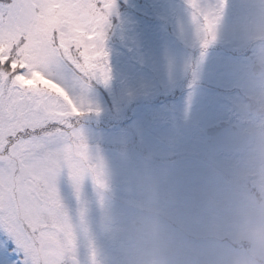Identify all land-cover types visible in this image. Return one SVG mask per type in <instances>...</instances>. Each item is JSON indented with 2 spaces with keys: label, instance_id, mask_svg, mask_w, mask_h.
I'll return each instance as SVG.
<instances>
[{
  "label": "rangeland",
  "instance_id": "374dc122",
  "mask_svg": "<svg viewBox=\"0 0 264 264\" xmlns=\"http://www.w3.org/2000/svg\"><path fill=\"white\" fill-rule=\"evenodd\" d=\"M117 3L106 40L111 80L93 95L104 111L85 120L94 145L88 168L79 191L66 170L57 181L77 260L138 264L152 235L157 247L175 243L172 264H232L248 250L234 226L259 179L233 174L234 101L247 99L244 72L261 63L258 38L241 31L255 0H197L219 15L207 48L188 0ZM221 119L229 126L208 135ZM104 130L118 134L105 141Z\"/></svg>",
  "mask_w": 264,
  "mask_h": 264
},
{
  "label": "snow or ice",
  "instance_id": "6c2138e0",
  "mask_svg": "<svg viewBox=\"0 0 264 264\" xmlns=\"http://www.w3.org/2000/svg\"><path fill=\"white\" fill-rule=\"evenodd\" d=\"M188 4L207 48L219 15ZM117 11V0H0V264H79L57 181L66 170L79 191L88 168L85 120L104 111L93 95L111 80Z\"/></svg>",
  "mask_w": 264,
  "mask_h": 264
},
{
  "label": "clouds",
  "instance_id": "9594fccd",
  "mask_svg": "<svg viewBox=\"0 0 264 264\" xmlns=\"http://www.w3.org/2000/svg\"><path fill=\"white\" fill-rule=\"evenodd\" d=\"M255 3L257 10L241 26V31L264 40V0H255ZM260 73L256 89L245 92L247 99L234 101L232 110L239 135L233 174L240 179L259 177L253 181L255 191L242 205L244 214L234 226V239L248 245V250L246 254L235 256L232 264H264V62L260 64ZM154 240L149 235L142 242L138 264H172L175 243L157 247Z\"/></svg>",
  "mask_w": 264,
  "mask_h": 264
},
{
  "label": "flooded vegetation",
  "instance_id": "af4514ba",
  "mask_svg": "<svg viewBox=\"0 0 264 264\" xmlns=\"http://www.w3.org/2000/svg\"><path fill=\"white\" fill-rule=\"evenodd\" d=\"M257 41H258V46L259 47H257V49H258V51L260 52V58L261 59H257V60H255V63H257L259 60H261V63L262 62H264V47H262L260 44H259V41H260V39L258 38V39H256ZM248 52V53H247ZM247 52H246V56L248 57L249 55H251L249 52H251V51H249V50H247ZM255 63H254V65H255ZM260 63V64H261ZM258 68H256V67H247V69H246V71L244 72V97H246L245 96V92L246 91H253V90H255L256 89V87H257V85L259 84V82H260V79H261V73H260V68H259V70H257ZM247 98V97H246ZM222 122H224V120H219L218 122H215V123H213L211 126H217L218 125V123H222ZM227 124H228V122H227ZM227 126H229V125H226L225 127H223V129L224 128H226Z\"/></svg>",
  "mask_w": 264,
  "mask_h": 264
},
{
  "label": "water",
  "instance_id": "95a60500",
  "mask_svg": "<svg viewBox=\"0 0 264 264\" xmlns=\"http://www.w3.org/2000/svg\"><path fill=\"white\" fill-rule=\"evenodd\" d=\"M222 125H224V123L222 124ZM220 129V127H213V128H210L209 130H208V132L210 133V134H214L217 130H219Z\"/></svg>",
  "mask_w": 264,
  "mask_h": 264
},
{
  "label": "bare ground",
  "instance_id": "6f19581e",
  "mask_svg": "<svg viewBox=\"0 0 264 264\" xmlns=\"http://www.w3.org/2000/svg\"><path fill=\"white\" fill-rule=\"evenodd\" d=\"M214 127V125L213 126H210L209 128H208V130L210 129V128H213ZM207 133H208V135H211L208 131H207Z\"/></svg>",
  "mask_w": 264,
  "mask_h": 264
}]
</instances>
